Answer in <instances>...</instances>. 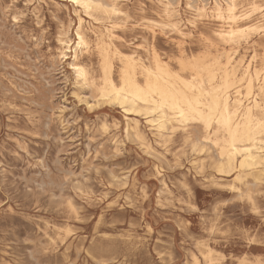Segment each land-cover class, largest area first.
<instances>
[{
  "label": "rangeland",
  "instance_id": "374dc122",
  "mask_svg": "<svg viewBox=\"0 0 264 264\" xmlns=\"http://www.w3.org/2000/svg\"><path fill=\"white\" fill-rule=\"evenodd\" d=\"M115 1L122 12L78 11L90 42L79 58L93 77L99 55L92 30L107 25L124 39L125 52L136 49L150 65L154 50L184 77L192 73L180 61L224 63V52L234 48L213 34L222 21L210 11L196 15L185 0H169L180 2L188 33L180 44L162 25L159 0ZM0 9V264H264V176L243 173L239 182L235 171L218 173L216 149L200 144L196 124L159 138L131 115L149 150L126 134L120 109L76 79L69 52L59 57L60 38L75 43L71 3L0 0ZM235 45L252 56L253 68L263 66L264 34H247ZM112 61L118 83L122 64ZM239 89L245 91L243 83Z\"/></svg>",
  "mask_w": 264,
  "mask_h": 264
},
{
  "label": "bare ground",
  "instance_id": "6f19581e",
  "mask_svg": "<svg viewBox=\"0 0 264 264\" xmlns=\"http://www.w3.org/2000/svg\"><path fill=\"white\" fill-rule=\"evenodd\" d=\"M61 1L69 2L75 8L78 24L73 46H71L70 40L59 39L61 46L59 57L67 59V52H69L71 57L69 65L76 79L91 87L96 92L97 100L115 105L120 109L122 117L125 119L126 134L132 133L149 150L153 147L142 134L139 120L131 115L145 119V123L155 131L159 138L164 136L166 130L175 129L178 125L185 127L188 124H196L201 129L200 144H211L216 149L215 169L218 173L228 174L235 171L236 179L239 182L243 173L254 175L256 179L264 176V75H262L264 58L261 68H253L255 60H252V56L248 59L247 55L240 54L235 45L247 34L258 36L264 34V0H224L223 3L213 0L210 7H207L203 0H185L187 8L196 15L199 16L210 11L214 18L222 21L213 34L221 43L229 46L233 44L235 48L232 51L224 52V63H221L217 58L207 62L204 57H197L187 62L180 61V67L183 70L191 71L190 77H184L180 73L172 71L166 62L158 58L154 50L150 65L141 61L136 49H129L128 52H125L122 49V43L125 41L117 35L113 25L103 26L98 31L92 30L97 40L96 48L99 55L98 78L90 75L79 58V54L89 50L90 42L83 30V18L78 11H82L89 17H93L92 12L97 9L104 12L119 13L122 11L118 8L115 0ZM159 3L163 8L164 23L162 25L170 27L181 38V41L178 42L180 44L188 34L180 23V2L177 1L175 5H172L169 0H159ZM254 12H258V14H253ZM113 57L119 59L122 64L119 69L118 83L112 77ZM138 76L142 77L141 82H139ZM241 83L245 86L244 92L239 89ZM196 145L194 143V146ZM86 151L88 152V150ZM212 252V248L207 245L204 258H210ZM193 259L195 263H198L196 256H193Z\"/></svg>",
  "mask_w": 264,
  "mask_h": 264
}]
</instances>
